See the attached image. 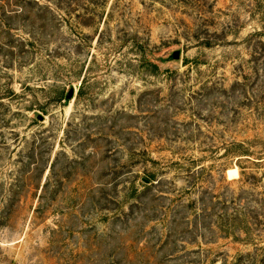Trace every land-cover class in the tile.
<instances>
[{"label":"rangeland","instance_id":"374dc122","mask_svg":"<svg viewBox=\"0 0 264 264\" xmlns=\"http://www.w3.org/2000/svg\"><path fill=\"white\" fill-rule=\"evenodd\" d=\"M0 264H264V0H0Z\"/></svg>","mask_w":264,"mask_h":264},{"label":"water","instance_id":"95a60500","mask_svg":"<svg viewBox=\"0 0 264 264\" xmlns=\"http://www.w3.org/2000/svg\"><path fill=\"white\" fill-rule=\"evenodd\" d=\"M179 56H180V52L179 51L174 53V58H179ZM72 94H73V91L70 92L69 97H71Z\"/></svg>","mask_w":264,"mask_h":264},{"label":"trees","instance_id":"16d2710c","mask_svg":"<svg viewBox=\"0 0 264 264\" xmlns=\"http://www.w3.org/2000/svg\"><path fill=\"white\" fill-rule=\"evenodd\" d=\"M203 207H204V205H203ZM206 209H208V208H206V205H205V208H203V210H206ZM228 236H230V235H224L223 238L228 237ZM239 239L241 240V238H239Z\"/></svg>","mask_w":264,"mask_h":264}]
</instances>
